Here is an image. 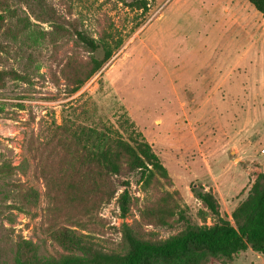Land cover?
Returning a JSON list of instances; mask_svg holds the SVG:
<instances>
[{"label": "rangeland", "instance_id": "obj_1", "mask_svg": "<svg viewBox=\"0 0 264 264\" xmlns=\"http://www.w3.org/2000/svg\"><path fill=\"white\" fill-rule=\"evenodd\" d=\"M130 1H44L90 35L138 24L71 93L87 71V50L39 10L26 17L15 0H0V70L20 76L0 78V264H56L71 253L52 237L61 228L119 250L122 223L163 241L183 229L180 215L192 226L231 222L264 174V17L248 0H146L143 12ZM65 121L131 123L119 131L146 141L167 178L144 186L131 177L121 216L114 200L78 185L73 148L59 130ZM198 190L213 195L217 215ZM209 264L264 257L247 249Z\"/></svg>", "mask_w": 264, "mask_h": 264}, {"label": "trees", "instance_id": "obj_2", "mask_svg": "<svg viewBox=\"0 0 264 264\" xmlns=\"http://www.w3.org/2000/svg\"><path fill=\"white\" fill-rule=\"evenodd\" d=\"M23 14L37 9L54 29L69 30L75 40L90 54L87 71L83 78H75L70 89L75 93L94 75L118 50L137 28L119 29L113 23L97 35H90L76 25V20L60 18L55 10L46 8L45 0H15ZM253 8L264 17V0H248ZM131 9L146 11V0L126 3ZM14 11H12L13 13ZM26 17H28L25 14ZM1 46V45H0ZM20 76L14 71H1L0 78ZM114 127L101 122L98 126L65 121L59 128L67 145L73 148L72 169L76 168L79 186L88 188L94 198L105 202L114 200L121 216L128 210L127 188L134 175L148 186L154 181L167 178L166 169L160 163L149 144L134 131L124 138L119 131L128 132L131 123L122 121ZM122 192L116 196L117 190ZM204 207L217 215V203L208 191H195ZM183 229L166 240L139 238L132 226L121 224L122 248L104 249L89 239L88 235L77 234L69 228L52 233L55 242L71 253L63 255L56 264H209L211 259L230 260L233 255L250 249L264 257V174L252 181L246 197L231 213V222L219 219L211 226H192L183 216ZM162 224L164 219L160 217Z\"/></svg>", "mask_w": 264, "mask_h": 264}]
</instances>
